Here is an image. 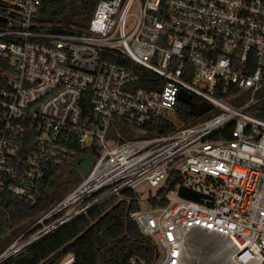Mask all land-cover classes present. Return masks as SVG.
I'll list each match as a JSON object with an SVG mask.
<instances>
[{
    "label": "built area",
    "instance_id": "1",
    "mask_svg": "<svg viewBox=\"0 0 264 264\" xmlns=\"http://www.w3.org/2000/svg\"><path fill=\"white\" fill-rule=\"evenodd\" d=\"M46 1L0 0V55L10 66L0 192L35 204L50 168L95 162L0 264L125 190H158L170 172L179 183L167 204L128 214L154 240L156 264H181L193 230L227 241L230 264H264V119L255 115L264 113V0H100L79 30L38 22ZM181 92L212 110L148 136L145 126L175 115ZM230 126V140L214 139ZM181 187L202 202L179 197Z\"/></svg>",
    "mask_w": 264,
    "mask_h": 264
},
{
    "label": "trees",
    "instance_id": "2",
    "mask_svg": "<svg viewBox=\"0 0 264 264\" xmlns=\"http://www.w3.org/2000/svg\"><path fill=\"white\" fill-rule=\"evenodd\" d=\"M99 1L47 0L38 22L83 29ZM9 71L8 59L0 55V92L7 89L6 77ZM138 87L147 88L146 85ZM194 101L198 102V99L194 98ZM176 109L171 120L161 117L145 126L146 134L168 135L179 127L192 126L200 121L189 115L187 106L178 103ZM1 114L0 107V116ZM255 115L264 119V113ZM231 130V126L227 127L221 132V136L214 139L230 140ZM92 154L95 155L94 152ZM73 162H65L60 167L48 170L43 178L44 188L35 204L27 203L5 190L0 192V254L80 184L81 180L74 176ZM178 183L177 174L170 172L155 195L147 198V207L165 206L168 192ZM140 207L139 193L125 190L58 227L2 264H59L68 255L72 256L71 264H129L133 258L147 264H156L159 252L154 240L142 235L137 225L128 218L131 211ZM38 229L40 227L36 230Z\"/></svg>",
    "mask_w": 264,
    "mask_h": 264
},
{
    "label": "rangeland",
    "instance_id": "3",
    "mask_svg": "<svg viewBox=\"0 0 264 264\" xmlns=\"http://www.w3.org/2000/svg\"><path fill=\"white\" fill-rule=\"evenodd\" d=\"M217 110H213L210 116L216 113ZM203 121V120H200ZM74 176L81 181L83 177L74 170ZM157 189L144 186L140 196V206L146 208V200L149 196H154ZM170 200L175 199V196H169ZM235 253L231 245L222 238L208 234L200 230L190 231L185 240V246L181 264H230L232 255ZM72 256L68 255L61 259L59 264H64Z\"/></svg>",
    "mask_w": 264,
    "mask_h": 264
},
{
    "label": "water",
    "instance_id": "4",
    "mask_svg": "<svg viewBox=\"0 0 264 264\" xmlns=\"http://www.w3.org/2000/svg\"><path fill=\"white\" fill-rule=\"evenodd\" d=\"M178 101L181 104L187 106L188 113L192 117L199 118L204 114L208 113L210 110H212V106L210 104L206 102H200V103L194 102L192 100L191 95L187 94L186 92H181L179 94ZM94 162H95L94 157L79 158L73 162L72 167L75 168L83 178H85L88 175ZM178 196L187 201H193L199 203L202 202V199L204 197L198 193H195L183 187L179 188Z\"/></svg>",
    "mask_w": 264,
    "mask_h": 264
}]
</instances>
